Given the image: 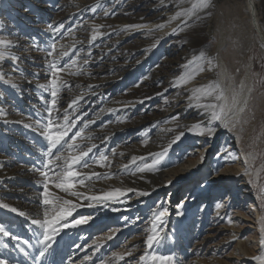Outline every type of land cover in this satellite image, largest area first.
<instances>
[{"label": "bare ground", "instance_id": "1", "mask_svg": "<svg viewBox=\"0 0 264 264\" xmlns=\"http://www.w3.org/2000/svg\"><path fill=\"white\" fill-rule=\"evenodd\" d=\"M177 1L0 0V31L2 29L7 31L0 34L13 37L12 41L19 44V47L11 49L4 60H0L1 72L8 71V75H15L16 73L10 72L15 64L10 56L17 55L23 58L22 63H19V68L23 71L17 72L14 77L15 82L19 84L18 90L7 89V83L0 80V113H3L0 115V203L9 205V208L0 207L2 222L0 225L11 234L4 236L0 233V259H7L8 264H62L63 256L70 252V256L74 258L76 253L75 248L69 250L68 244L75 242L79 235L69 233V229L79 230L90 226L88 222L73 226L74 219L85 215L94 217L101 213L103 216L106 214L113 216L120 220V223L126 224L125 216L120 215V212L115 213L118 209L122 211L129 207L125 205L126 201L137 199L139 201L137 204L140 205L135 213L143 211L141 215H145L153 206L148 199L155 197L161 199L166 188H169L171 193L175 191L176 194L194 186L193 191L197 193L205 190L203 194L208 198V209L211 206L210 201L215 200L217 211L221 210V215H225V219L229 215L233 216V221H241L242 216H246L241 209L242 197L244 198L242 203L247 201L250 208L262 215L261 203L255 199L254 184L260 181L264 171L258 168L252 181V164H255L257 155L245 154L247 150L245 141L264 112V90L259 93L255 85L253 64L244 60L248 49L242 53L244 56L237 47L224 55L221 39L214 48L210 47L212 34L198 40L196 45L191 44L190 39L180 33V19H173L181 9ZM244 2L251 27L259 32L257 40L264 52V0ZM213 7L214 0H211L210 9ZM132 13L136 14L132 20L123 19L125 16L129 18V14ZM119 17L123 20L117 19ZM161 23H165L166 27L156 29V25ZM49 24H53L54 27L63 24V28H60L59 32H54L48 29ZM128 25L142 27L126 28ZM173 28L177 29L175 33L172 32ZM93 36L96 38L92 39ZM33 38L38 47L33 46ZM142 38H148L147 43H138ZM53 43H56L57 54L49 56V46ZM65 51L68 53L67 56L59 55ZM201 52L206 54L205 60L200 59ZM208 58L212 61L211 66L206 62ZM53 60L57 67L64 69L59 76L65 82L56 98V108L52 113L53 123L57 127H63L64 110L67 109L68 123L75 125L69 136L76 131H82V135L74 142L75 147L68 148L65 145L60 152L64 157H71L96 145L88 156L84 157L88 167H83L82 161L73 170L81 174L90 175L93 172L101 174L100 179L93 177L91 181L85 180L83 185L79 183V179L74 178L76 188L72 191L82 192L87 196L105 197L106 193L119 188L125 195L118 196L115 200H87L65 193L55 187L58 181L54 172L42 167L47 159L52 158L46 156L47 141L40 134L46 125L51 96L50 92L40 89L37 85L50 83L48 64ZM189 61H193L191 67H187ZM201 67L204 68L203 72L199 71ZM33 73H39V76H33ZM189 73L195 75L186 85L173 86L178 78H186ZM29 80L32 81L31 84L27 82ZM139 81L142 84L139 85ZM201 86H211L212 94H200V99H193L191 102L193 106L189 107L188 96L191 90ZM117 94L120 96H116ZM168 95H172L173 98L170 97V101L166 103L167 108H154L156 100L164 99ZM221 95L223 98L217 99V96ZM73 99H77L78 104L69 108ZM202 105H218L215 111L219 115L222 110L224 119L213 120V109H205ZM151 109L154 113L149 116L147 112ZM197 122H201L200 126L194 127ZM225 123L228 127H224ZM237 124L239 125L236 127ZM209 128L212 129L211 133L208 131ZM181 132L184 135L169 148L171 141ZM196 136L206 137V143L199 146L201 154L189 159L188 147L191 141H195ZM221 140L222 146L226 148L231 145V140L236 143V168L227 166L230 163L228 161L230 154L220 156L218 160L220 162L216 165L219 168L214 167L213 175H209V167L203 164L212 160L214 147L210 151L207 148L213 142L217 144ZM116 144L119 147L114 149ZM127 145L130 150H121ZM175 148H179L181 153L173 155ZM165 149H168L167 154L154 164V161L159 159L157 154H162ZM52 152L56 154L55 149ZM101 156H106L108 160H101ZM133 157L138 158L134 163ZM141 157L143 159H139ZM197 159L203 160L200 167L197 165ZM224 164L226 168L223 167ZM40 171L48 172L50 199L60 196L77 205L72 216L68 217L69 227L61 229L49 251L42 258H39L42 245H39L37 240L43 239L44 230L30 223L32 219H41L44 211L42 204L44 177L40 175ZM59 171L60 169H56V172ZM240 171L244 174L240 175ZM226 173L232 175L229 180L225 179L228 175ZM201 177L202 180L199 179ZM242 177L244 179H241ZM168 181H171V184H168ZM203 181L205 185L202 186ZM244 182L248 183L247 187L244 186ZM127 189L136 191L127 192ZM216 189H220L221 192L226 190L228 197L226 203L215 198ZM237 196L238 200L235 199ZM200 200L202 203L207 202L204 198ZM146 202L148 204L145 207ZM89 204L92 206L89 207ZM11 208L17 211L13 212ZM185 209L188 210L186 207ZM175 210L176 207L167 209L165 222L174 220L175 224L183 228L178 232L176 227H172L159 241H154L155 245L151 248L147 246L144 250L145 258L158 255L159 250L180 254L178 250L181 245L176 238L181 239L182 235L188 237V240L191 239L193 233L189 221L193 219V211H190L189 215L175 217ZM208 213L209 211H202V219L204 215L208 217ZM261 218L260 221L263 222ZM161 221L162 218L156 220V223L159 224ZM216 222L221 224L222 219H215ZM262 224L264 230V222ZM167 229L169 231L170 227ZM149 230L151 232L153 229L150 227L147 234ZM234 237L238 238V234L229 233V239L232 240ZM249 237L256 240L254 242L256 251L248 252L246 256L259 259V264H264L262 239H258L254 234ZM193 238L194 236L192 240ZM25 241H28L27 245ZM225 241L226 239H223L216 243L218 245L224 243V247L213 249L211 264L230 263V257L224 258L219 253L221 248L229 250L231 247L232 242ZM236 242L237 245H241L240 240L238 242L237 239ZM207 243L210 246L215 244L213 241ZM20 248H24L28 255L19 253ZM108 248L109 244L104 247L106 250ZM202 249L205 250L200 248L195 252V257L200 261H206L207 258H201ZM192 259L190 258V261L182 259L179 264H188ZM67 261L68 264H76L75 259ZM117 261L113 259L112 263ZM157 262L158 259H155L152 264ZM234 262L242 264L237 260ZM137 264L144 262L138 261Z\"/></svg>", "mask_w": 264, "mask_h": 264}, {"label": "rangeland", "instance_id": "2", "mask_svg": "<svg viewBox=\"0 0 264 264\" xmlns=\"http://www.w3.org/2000/svg\"><path fill=\"white\" fill-rule=\"evenodd\" d=\"M207 2L211 6V0H207ZM177 3H179L181 8L187 10L188 12V15L183 17L184 20H188L187 26L181 23L182 17L179 18L180 19L179 21L181 23L179 27V29H181L180 33L184 37L189 38L190 43L191 44L195 43V45L198 40H201L202 38L204 39L207 36H209V34H212L213 40H211L210 47L214 48L215 44H217V41L221 39L223 43L221 49L224 55L228 54L229 51H232L236 47L237 49L240 50L241 55L248 49L245 56L244 55L242 56H244V60L248 62H252L256 88L259 91V93L263 91L264 90V52L261 50L260 45L258 44V40H257V34L259 33L258 30L254 31V29L251 27V21L249 19V15L247 14L244 0H214V7L212 8V10L210 9V6L207 7L208 9L198 7L195 9L194 15L191 9V5L193 3L199 4L201 3V0H178ZM131 15L129 14V18L128 16H125L123 19L126 21V18L127 19L131 18L132 20V18H134L136 14L132 13ZM189 16H191L192 18L189 19ZM117 19H119L120 21L123 20L122 17L121 18L119 17ZM211 22H213V26H211ZM13 27L15 28L14 25ZM0 32L7 33L5 29H2ZM8 36L9 35L7 34L6 35L0 34V38L2 37V39H7V40L13 39V37L11 38L10 36L9 37ZM138 41H139L138 43H142V42L147 43L148 38H144V39L142 38L139 39ZM242 41L244 42L242 43ZM133 42L134 40L132 41V43ZM11 69H10L11 73L13 72L17 74V71ZM0 74L4 75L5 79H8L12 82L16 81V79H14V77H16V74L8 75V71L1 72V70H0ZM138 84L140 85L142 84V82L139 81ZM9 85L7 83L6 85L7 89L11 88V86ZM118 94L116 96L119 97L120 95ZM170 97L173 98L172 95L171 96L168 95L165 97L166 99L160 98L156 100L154 104V108L155 107H158L159 109H164L165 107L167 108L168 104L166 103L170 101L171 99ZM152 109L147 112V115L149 116L153 115L152 113L154 112ZM238 125L239 124H237L236 127ZM195 138H196L195 141L194 140L191 141L188 147V150L190 152L189 153L190 155L188 156L189 159H194L196 158V156L201 154L199 150V146L206 143V137L196 136ZM117 145L118 144L115 145L114 149L119 147V145L118 146ZM127 147H129V145L122 148L121 150L127 151L131 149ZM205 147L207 148V146ZM213 147L214 150H213L212 160H210L209 162L206 161V163L203 164V165L207 164V166L209 167V175H213L212 169H214V167L219 168L216 165H218L220 162L218 161L220 159V156H227L228 154H230L231 156L230 158H228V161H230V163L227 166L229 168H236L237 159H235V154L237 152V145L236 143H234V141L231 140V145L227 148L225 146L224 147L222 146V140L217 142V144H214L213 142L211 146L207 148V150L210 151L213 149ZM245 147L247 148L245 153L246 155H251V154L253 155V153H256L257 155L255 157L256 160L255 164H252L253 165L252 181H254L255 179L254 172H256L258 168H262V170L264 171V112L262 113V116L259 117L258 123L256 127L252 130L250 137L246 138ZM180 153L181 152H179V148H175L173 151V155H178ZM196 162L198 167H200L203 163V160L197 159ZM223 167L226 168V164H224ZM242 171H240V175L244 174ZM220 172H222V168ZM231 177L232 175L229 176L228 174L225 177V179L229 180V178ZM199 179L202 180L203 177ZM241 179H244V177H242ZM201 185L202 186L205 185V182L204 181L201 182ZM247 185L248 183L244 182V186L247 187ZM194 188L195 186L192 188L185 189L180 194H176L175 191L171 193L169 188L164 189L163 191L164 193L163 195H161V199L158 200L157 197H155V199L152 198L148 199L149 202L151 201V204L153 206L149 210L150 213L147 212L145 215H141L143 211L135 213L140 205L137 204L139 202L137 199L126 201L125 205L129 206L127 207V209H124L122 211L118 209V211L117 210L115 211V213L120 212V215L125 216V219L127 221L126 224L120 223V220L118 221V219H115L113 216H110L108 214L103 216V214L98 213L94 217L87 215L90 218L88 220L90 226L85 228H80L79 230L69 229L68 231L69 233H74V234L76 233L79 235L78 239H76L75 242L68 244L69 250H74L75 248L76 253L74 254V258L70 256L71 255L70 252L69 254L63 256L61 259L62 264H68L67 260H72V259H75L76 264L77 263L78 264H108V263L137 264L138 261L144 262V264H152V262L155 259H158L157 264H179L182 261V259L190 261V258L193 259L188 264H195V263L211 264L213 249L216 250L218 249V247L223 248L224 243L219 245L216 244L223 239H226L225 243L232 242L229 250H224L222 248L219 250V253L222 255V257L223 256L224 258L230 257L229 264H236L234 260L242 262V264H254V263L259 264L260 262L259 259L257 260L254 257L248 258L246 254L248 252L256 251V247L254 245V242L256 240L254 238L249 237L251 234L256 235L258 239L264 240V230L262 224L264 222V173L261 175L260 181L254 184V189L256 192L255 199L261 203L263 213L262 215H260L257 213V211L250 208L251 206L247 204L248 203L247 201L242 203L244 199L242 197L240 201L241 209L243 210V212L246 213V216H242L243 219L241 221H233V216H229V215L225 219V215H221L222 211L221 210L217 211L215 200L210 201L211 206L208 209V201H207L208 198H206V196L203 194L205 190H202V192L197 193L193 191ZM215 192H216L215 198H218V200L226 203L228 199L226 190L221 192L220 189H216ZM168 198L169 201H167ZM202 198L206 199L207 202L202 203V200H200ZM238 198L239 197L237 196L235 199L238 200ZM196 199H198L197 202ZM147 204L148 202L144 203V206L146 207ZM145 207L143 208V210L145 209ZM172 207H176L175 217L182 214L189 215L190 211H193V219L189 221L191 232L193 233L191 235V239L188 240V237H183L182 235H181V239L180 237L176 238V240L179 242V245H181V248L178 250L179 252H181L180 254H176L175 252L168 250H159L158 255H153L145 258L144 250H146L148 246L146 240L149 235H156L158 238L157 241H159L164 235H166L171 231L172 227L173 228L176 227L178 232L180 231V229L183 228L179 224H175L174 220L172 222L168 220L166 223L165 222L166 215L162 217V221L159 224L156 223V217L154 216V214L158 215L159 212L164 210L165 208L169 210L172 209ZM185 207L188 208V210H186ZM202 211H209L208 217L204 215L202 219L201 217ZM84 217H86V215ZM260 217H262L261 220H263V222L260 221ZM218 218L222 219L221 224H217L218 221L215 223V219ZM254 218H256V220ZM95 220H97L98 222ZM150 227L153 230L155 229V232L153 230H151L150 232L149 230V234H147L148 229ZM168 227H170L169 231L167 229ZM203 228L204 230L202 232ZM125 231H128L127 234H124ZM229 233L238 234V238L234 237L232 240L229 239ZM192 236H194L193 240H192ZM109 237H111V239H109ZM237 239L238 242L239 240L241 241V245H237L236 242ZM208 241H213L215 244L210 246V244L207 243ZM108 244H109V248L107 250L104 249V247ZM97 247L99 248L96 250V252H94ZM200 248H205V250L202 249L200 253H201V258H207L206 261H200L197 257H195L196 255L195 252H197V250H199ZM235 248H239V250H235ZM129 252L131 253L130 256L127 255V253ZM19 253H21V251ZM189 253L190 255H188ZM230 253L233 254L230 255ZM116 254H121L124 256V258L120 259V256ZM239 254H242V256H239ZM204 255H206L207 257H203ZM29 256L31 257V255ZM27 257L24 260H26ZM161 258H167V259H161ZM113 259L114 260L116 259V261L119 259L120 260L117 261L116 263H112Z\"/></svg>", "mask_w": 264, "mask_h": 264}, {"label": "snow or ice", "instance_id": "3", "mask_svg": "<svg viewBox=\"0 0 264 264\" xmlns=\"http://www.w3.org/2000/svg\"><path fill=\"white\" fill-rule=\"evenodd\" d=\"M209 3L207 0H201V3H193L191 5V9L193 12V15L195 14V9L198 7L201 8H207L209 7ZM188 15L187 10L181 8L176 15L173 17V19H179L181 17H184ZM192 17L189 16V19ZM181 23L187 26L188 20L181 19ZM48 29H51L54 32H59L60 28H63V24H60L59 27H54L53 24H49ZM126 28H141L142 25H128L125 26ZM166 27L165 23H161L156 25V29H163ZM177 31L176 28L172 29V32L175 33ZM96 37L93 36L92 39H95ZM33 46L38 47V43L35 41L33 38ZM13 47H19L18 43H14L12 40H7V39H0V60H4L7 56V54L11 51ZM50 50L48 51L49 56H54V54H57V46L56 43H53L49 46ZM59 55L67 56L68 53L65 51L63 53H60ZM206 54L201 52L200 53V59L205 60ZM10 59L15 62L14 64V71L17 72H22L23 70L19 68V63H22V57L17 56V55H11ZM207 64L209 66L212 65V61L210 58L206 60ZM87 63V61H85ZM193 61H189V64L187 67H191ZM49 68V77H50V83L48 84H38L37 87L40 89H46L48 92H50L51 96V107L47 109V119H46V125L42 128L41 130V136L44 137V139L47 141V152L46 156L47 157H52L46 160V162L42 165V167L46 169H50L54 172L55 174V179L58 181L55 184V187L58 189L63 190L65 193H70L73 196L77 197H83L84 199L87 200H101V199H107V200H115L117 199L118 196L125 195V193L117 188L112 192H108L105 194V197H98V196H87L85 193L82 192H77V191H72L73 189L76 188V184L73 183V179L77 178L79 179V183L81 185L84 184L85 180L91 181L92 178L94 177L95 179H100L101 174L99 173H91L90 175L85 173L81 174L80 172H77L73 170L77 165H80L81 162L83 161V167L87 168L88 163L86 160H84V157H87L88 154L92 151V148H95L96 145H92L91 148H88L87 151H81L79 155L71 156V157H64L63 154L60 152V149L63 148L65 145L68 146V148H73L75 147V141L77 137L82 135V131H76L72 133L71 136H69V132L73 127H75L74 124H69V115H68V110H64V126L63 127H57L53 123L52 119V113L53 110L56 108L57 104V96L58 92L60 90V87L65 86V82L60 79L59 74L64 71L63 68L57 67L55 64V61H50L48 64ZM199 71L203 72L204 68L201 67ZM33 76L38 77L39 73H33ZM195 73H189V75L186 78H178V81L174 83L173 86H184L186 85L190 80L194 78ZM0 80H4L5 83L10 84L11 88L13 89H19V84L16 82H12L10 80H5L4 75L0 74ZM29 84L32 83V81H27ZM211 86L205 87L201 86L198 88H195L191 90L189 96H188V106L192 107V100L193 99H200V94H205V95H211L212 91L210 90ZM82 98V97H81ZM221 96H217V99H222ZM78 104L77 99H73L71 104H69V108H72L73 106ZM205 109L211 108L213 109L212 111V119L216 121H222L224 119L223 116V111L221 110V113L218 115L215 111V109L218 107V105H202ZM0 115H3V113H0ZM175 119V118H174ZM39 123V122H37ZM201 122H197L194 127H199ZM27 127H31V125H26ZM224 127H228V124L225 123ZM209 133H211L212 129H208ZM184 135L183 132H181L179 135L175 136V138L171 141L169 144V148L171 147V144L177 143L181 137ZM71 141V143H70ZM59 146V148H58ZM56 150V154L54 155L52 150ZM168 149H165L162 154H157L159 159L154 161L155 163H158L159 160L163 159L164 155L167 154ZM151 155V154H150ZM101 160L107 161L108 158L106 156H101ZM138 159L137 157H133V163L135 160ZM143 159V157L139 158ZM227 162V161H226ZM127 168V165L124 166ZM56 169H60L59 172H56ZM34 171H39V169H33ZM139 171H144V169H139ZM40 175L44 177V183L42 185L43 187V193H42V204L44 206V211H43V216L41 219H32L30 223L32 225L38 226L40 229H43V239H38L37 243L39 245H42V248L39 250V258H42L45 256V254L49 251L52 242L54 241V238L56 235L59 234L62 228H68L69 224L67 222L68 217L72 216L73 211L76 209L77 205L74 204L71 200H65L60 196H56L52 199L49 198L51 195L49 192V176L47 171H40ZM107 178V177H105ZM168 184H171V181L167 182ZM136 190L134 189H127V192H134ZM142 195H147L148 193H139ZM49 206H50V211H49ZM92 205L89 204V207ZM0 207L3 208H9V205L0 203ZM11 211L16 212L17 209L11 208ZM20 215H24V213H19ZM167 214V209H164L159 212V214H154L156 217V220H160L162 217H164ZM90 218L89 217H84L81 216L78 219H74L72 221L73 226L75 225H81L85 224L88 222ZM155 231V229L153 230ZM0 233H2L4 236H10L11 234L4 229L3 225H0ZM111 239V237H109ZM157 236L156 235H149L147 237L146 243L150 247L154 241H157ZM26 245L28 244V241L24 242ZM262 244H264V240L261 241ZM31 247V245H29ZM21 252H23L25 255H28V253L25 251L24 248L19 249ZM120 256V259H123L124 256L121 254H116ZM127 255H131V253H127ZM38 259V258H37ZM161 259H167V258H161ZM0 264H8L7 259H0Z\"/></svg>", "mask_w": 264, "mask_h": 264}]
</instances>
